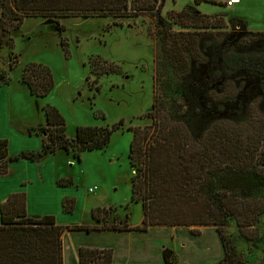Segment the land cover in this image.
Returning <instances> with one entry per match:
<instances>
[{"label":"trees","instance_id":"16d2710c","mask_svg":"<svg viewBox=\"0 0 264 264\" xmlns=\"http://www.w3.org/2000/svg\"><path fill=\"white\" fill-rule=\"evenodd\" d=\"M4 1L1 16L17 19L14 30L20 28L25 17L129 18L150 12L154 20L164 26L165 41L160 53L163 60L178 71L182 93L191 106V116L184 121L187 129L183 130V126L169 117L171 111L166 104L155 98L147 114L153 131L133 129L128 160L136 174L130 182L131 201L142 207L139 226L132 228L127 223L106 226L105 216H101L106 210L100 208L91 211L92 220L100 226H59L53 216L29 217L25 194L14 193L0 204V264H62L61 237L66 231L146 232L154 227H214L224 251L217 264H244L225 241L222 228L230 217L240 234L253 240L251 233L264 213V201L244 199L234 193L227 195L224 191L214 192L207 179L219 173L250 171L264 178V124L256 117L255 108L245 106L242 109L239 101L242 90L237 86L239 81L256 84L258 97L252 100L260 99L264 106V32L248 31L230 42L226 39L216 42L217 34L211 32L172 33L169 23L160 17L165 0H152L151 4L143 1L139 6L134 5L133 0ZM198 4L195 0L194 5L172 11L168 16L171 24L184 29L225 27L222 15L201 14L195 7ZM229 23L230 26L244 24L236 18H231ZM58 29L64 30L61 25ZM208 51L213 54L209 55ZM96 72L99 75L107 73L106 70ZM20 81L30 96L36 98L45 97L53 88L51 73L42 65L25 66ZM165 88L170 97L172 88ZM198 98H205V101L198 103ZM197 110L198 114H194ZM202 110L208 113L207 117ZM44 112L45 128L41 132L39 151L9 157L7 141L0 140V176L8 174L9 163L20 160L35 162L54 155L57 150L79 160L82 153L102 151L107 147L113 130L79 127L74 138L68 139L58 111L47 106ZM57 185L69 186L71 181L60 180ZM61 207L64 213L71 214L74 200L64 199ZM191 233L200 234L197 230ZM163 263L176 264L173 252L163 251ZM78 264H112V250L80 248Z\"/></svg>","mask_w":264,"mask_h":264},{"label":"rangeland","instance_id":"374dc122","mask_svg":"<svg viewBox=\"0 0 264 264\" xmlns=\"http://www.w3.org/2000/svg\"><path fill=\"white\" fill-rule=\"evenodd\" d=\"M133 1L136 6L143 1L145 4L152 2ZM198 1L196 9L201 14L223 16V29H184L171 24L169 14L193 5L194 0H165L160 17L169 23L172 33L211 32L217 34L214 37L216 42L225 39L230 42L234 38H241L248 31L258 32L248 30L242 21L239 22L244 24L230 26L229 22L234 16L264 30V0H242L240 5H234L233 8L225 6L227 0ZM2 2L6 1L0 0V77H3L0 82V133L15 132L16 135L7 136L15 145L21 132L31 134L30 140L41 141L47 106L55 108L64 120L68 139L74 138L75 130L79 127L113 130L104 150L82 153L79 160L63 150H57L45 172L56 178V182L70 180V187L67 186L63 191H67L68 199L77 197L79 206L84 205L89 210L96 207L105 209L106 214L101 213V216H105L106 226L124 223L128 226L140 225L141 204L131 201L130 182L136 174L128 160L133 129L153 131L147 114L155 98L166 104L165 107L171 111L169 117L183 126V130L187 129L184 121L191 116V106L182 93L178 71L165 62L160 53L165 41L163 24H158L153 15L146 12L129 18L25 17L20 28L14 30L18 21L12 16H1ZM57 24L64 28L62 32ZM204 40L205 37H202ZM208 52L209 55L213 54ZM198 60L201 61L200 58ZM29 64L45 66L51 73L53 88L45 97L30 96L27 87L20 81L22 69ZM104 70L107 73L102 75L96 72ZM165 86L173 90L170 97L166 94ZM237 86L242 90L239 98L242 109L245 106L255 108L256 117L264 124V106L260 99L252 100L258 97L256 84L239 81ZM197 101H205V98H198ZM202 114L208 116L203 110ZM119 123L121 126H118ZM13 151L15 149L12 148ZM207 184L214 192L224 191L227 195L234 193L244 199L264 201V178L257 176L254 171L215 174L208 177ZM89 189L92 193H88ZM49 196L48 203L44 201L37 205L43 209L47 205L51 212H55L52 195ZM62 197L59 196L56 215L61 219L72 218L70 215L73 212L66 214L62 211ZM37 205L35 202L36 209H39ZM32 217L38 218L35 215ZM90 219L82 214L80 222L86 223ZM202 228L205 227L189 229L202 232ZM254 229L251 233L254 239L250 241L240 234L230 217L222 228L225 241L233 247L244 264H264V213Z\"/></svg>","mask_w":264,"mask_h":264},{"label":"crops","instance_id":"0c3cea01","mask_svg":"<svg viewBox=\"0 0 264 264\" xmlns=\"http://www.w3.org/2000/svg\"><path fill=\"white\" fill-rule=\"evenodd\" d=\"M241 2L242 0H239V3L235 5H240ZM195 7L197 8V5ZM233 7L234 5L227 8ZM234 18L245 22L250 31H264L261 27L260 29L253 27L249 21L236 16ZM257 20L261 19L258 18ZM6 134L0 133V140H7L9 157L18 155V150H21L20 153H22L37 152L41 149L42 137H40L41 141L37 142L35 139L30 140L31 134L21 132L18 136V144L15 145L7 139L8 135H16L15 132H7ZM33 136L36 138V135ZM12 148L15 151L11 152ZM54 157L55 154L48 155L39 162L20 160L9 163L8 174L0 176V204L9 197L10 193H24L26 213L29 217L52 215L59 226H100L90 216L93 209H86L84 205L83 207L79 206L77 197H72L75 200L74 211L70 215L72 218L61 219L56 215L59 196H63V199L69 197L66 196L67 191H63L67 186H60L62 188H59L56 185V178H52V175L45 172V169L50 166V160ZM49 195H52L55 212H51L47 205H45V209L41 205H37V203L44 201L48 203ZM35 202L39 209H36ZM82 214L86 217L89 216L90 221L80 222ZM137 226L139 225H129L132 228ZM61 239L62 264H78V250L80 248L110 249L112 250V264H164V250L173 252L176 257V264H217L224 256L222 244L212 227L202 228V232L198 236L193 235L187 227H154L149 228L146 232L95 230L86 233L84 231H66L62 234Z\"/></svg>","mask_w":264,"mask_h":264},{"label":"built area","instance_id":"2783aa9c","mask_svg":"<svg viewBox=\"0 0 264 264\" xmlns=\"http://www.w3.org/2000/svg\"><path fill=\"white\" fill-rule=\"evenodd\" d=\"M237 3H239V0H227L226 2H225V6L226 7H231V6H233V5H235V4H237ZM88 191V193H92V190H87Z\"/></svg>","mask_w":264,"mask_h":264}]
</instances>
